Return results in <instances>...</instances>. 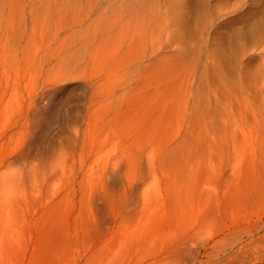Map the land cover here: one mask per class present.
<instances>
[{
  "label": "rangeland",
  "instance_id": "1",
  "mask_svg": "<svg viewBox=\"0 0 264 264\" xmlns=\"http://www.w3.org/2000/svg\"><path fill=\"white\" fill-rule=\"evenodd\" d=\"M0 264H264V0H0Z\"/></svg>",
  "mask_w": 264,
  "mask_h": 264
}]
</instances>
